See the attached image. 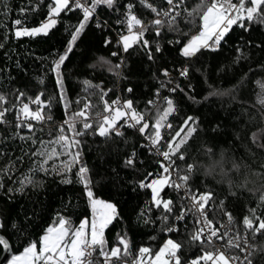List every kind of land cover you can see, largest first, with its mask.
<instances>
[{"label": "trees", "instance_id": "trees-1", "mask_svg": "<svg viewBox=\"0 0 264 264\" xmlns=\"http://www.w3.org/2000/svg\"><path fill=\"white\" fill-rule=\"evenodd\" d=\"M148 2L160 8L168 7L165 0ZM200 2L185 0L188 11ZM50 4L51 0H0V96L8 101L0 107L10 109L5 117L7 123L0 125V183L3 184L0 219L5 224L0 234L9 241L13 254L22 252L30 242L39 241L60 217L68 219L72 227L91 218L86 188L78 175L80 166L88 168L94 197L115 205L116 218L104 235L108 247L115 246L119 236L127 238L129 253L124 258L134 259L143 247L150 248L154 255L172 239L182 245V264H190L207 248L191 241L195 229L192 225L174 233L167 230L175 223L174 217L180 210L181 200L175 189L166 188L161 193L173 201V211L169 214L154 206L150 189L140 187L141 181L153 178L146 179L147 173L160 171V159L145 147L141 134L133 127L119 122L123 135L109 137H101L88 129L77 137L81 141L79 163L73 164L70 171H64L61 166V161L70 160L67 155L49 161L44 166L48 168L47 174L40 171L44 158L33 153L43 145L49 149L54 146L48 142L59 135L61 125L71 135L64 122L82 107L85 98L93 104L90 121L96 127L95 115L103 108L101 89L110 90L105 97L109 103L119 98L124 102L131 100L133 108L149 122L150 133L158 112L166 108L165 98L173 100L175 112L166 121L172 127L161 129L164 150L186 118H194L197 129L180 148L184 159L172 157L180 174H186L189 164L194 165L189 180L191 188L201 193L211 192L214 210H217L214 213L223 216L221 208L231 212L237 228L243 230L242 220L250 215L251 209H256V214L264 218L261 200L264 147L260 146L264 142V105L260 103L264 98V87H261L264 84V26L253 24L249 31L233 26L217 50L201 49L193 57H184L181 49L201 30L198 17L191 24L178 18V30L165 28L160 36L149 26L143 37L149 42L152 57L149 59V49L141 45L127 52L123 50L118 37L128 32L126 25L118 21L125 19L129 4L134 5L132 11L146 25L154 14L139 0H117L113 8L102 5L61 67L65 100L56 83L54 64L66 52L82 12L77 9L61 13L56 27L46 36L16 38L14 35L16 19L22 21L21 27H38L45 21ZM181 15L187 13L182 11ZM96 20L106 23L97 27ZM157 45L160 51L156 50ZM165 69L172 73V78L163 75ZM185 69L188 74L182 76L180 73ZM86 81L93 87H88ZM173 87H177L176 92L169 90ZM129 88L131 92L127 91ZM18 93H24L23 100L17 98ZM41 93L45 102L51 100L50 107L44 109L52 117L51 121L34 123L31 132L16 128L21 104ZM76 128L84 131L79 118ZM186 132L187 129L181 132V137ZM132 153L136 159L134 168L125 165ZM54 166L59 172L52 170ZM25 177L31 178L32 183L28 184ZM65 179L71 183H65ZM22 184L23 191H19ZM255 245L252 264H264V251H261L264 236H257Z\"/></svg>", "mask_w": 264, "mask_h": 264}, {"label": "snow or ice", "instance_id": "snow-or-ice-1", "mask_svg": "<svg viewBox=\"0 0 264 264\" xmlns=\"http://www.w3.org/2000/svg\"><path fill=\"white\" fill-rule=\"evenodd\" d=\"M139 2L150 10L154 17L146 25L132 11L134 5H127L125 19L118 22L126 25L128 34L120 38V43L125 52L137 45L149 49V59L152 58L149 42L143 39L145 33L149 30V26L154 30L156 36H160L161 31L165 28L169 31L178 30V18L184 19L191 24L198 17L201 22V30L182 47L181 54L184 57H193L201 49L210 48L213 51L217 50L221 41L225 39L233 26L242 28L245 31H249L253 24L264 26V0H201L200 4L192 8L191 11H188L185 0H165L168 6L166 9L156 7L148 0H139ZM116 3L117 0H51L46 19L38 27H21L22 21L20 19H16L13 22L17 26L14 32L16 38L46 36L51 29L56 27L61 13L77 9L82 12L81 21L71 33L67 51L54 64L56 83L60 86L62 99L66 100L63 92L61 67L65 60L68 59V54L71 53L73 46L85 27L95 18L97 8L102 5L113 8ZM24 11L25 9L22 8L21 12ZM182 11L186 12L187 15L182 16ZM105 23L96 20L97 27H101ZM107 43H111V41H106ZM156 50L160 51L159 45H157ZM240 51L241 49L238 48L237 52L239 53ZM113 55H116V53H113ZM116 67L118 68L119 65ZM180 74L186 76L188 74L187 69L181 71ZM163 75L168 76L167 69L163 71ZM85 83L88 87H93L89 82L86 81ZM177 87L169 90L176 92ZM261 87H264V84ZM108 91L110 90L101 89L99 92L103 108L95 115V128H93V123L90 121L93 104L85 98L82 107L64 122L71 135L66 134L64 126L61 125L58 128L59 135L54 141L48 142L54 146L49 149L48 145H43L40 151L33 153V155L44 158L40 171L47 174L48 168L44 166L49 161L58 160L61 155L70 157L67 162L61 161L63 170L70 171L73 164L79 163L80 151L78 149L81 141L77 137L83 136L88 129H93L94 134H98L101 137L121 136L123 133L118 130L117 125L121 120H124L128 127L136 128L142 135L146 133L150 124L145 121L143 114L138 113L133 108V102L126 100L121 105L119 100H116L109 103L105 99ZM127 91L131 92L132 89L129 88ZM42 95L41 93L34 99L29 98V103L21 104L17 115L16 128H27L31 132L35 128L33 122L44 123L51 121L52 117L44 112L46 107H50L51 100L45 102L41 98ZM17 98L23 100L24 93H18ZM7 102L6 97L0 96V105L7 104ZM149 103L151 104L152 101H149ZM260 103L264 105V98L260 99ZM30 104L38 107L33 110ZM165 104L166 108L158 112L155 122L151 124L153 132L147 137L151 147L157 148V154L162 158L158 161L160 171L156 174L147 173L146 179L147 176H152L153 178L147 182L141 181L140 187L150 189L154 206L162 208L169 214L173 211V201L165 199L161 193L166 188L175 189L182 203L179 214L174 219L183 221L189 215L197 217L195 222L197 227L192 232L190 239L201 246L207 245V248L199 257L193 259L190 264H252L251 257L256 249V238L257 236H264V218L256 214V209H251L250 215L245 216L242 220L243 230L236 227L231 212L223 210V208H221V211L227 217V225H221L220 228H217L216 224L208 218L210 211L209 201L212 200V193H201L198 190H193L189 185V180L194 165L189 164L186 174L181 175L177 168L174 167L175 162L172 159L173 156H177V159L180 160L184 159V155L180 153V148L187 142V137L196 132V121L192 117L186 118L181 130L167 141V150L160 152L158 146L163 140L161 129L163 127H172L166 121L175 112L173 100L165 98ZM67 107L68 104L65 103V108ZM9 110V108L0 107V125L7 123L5 117ZM77 118H79L84 131L77 130ZM185 129H187V132L185 136L181 137V132ZM177 137H180L178 141ZM20 138L24 139L25 137ZM255 139L259 141L258 137ZM56 146H59L62 151H58ZM260 146L264 147V142H261ZM178 153L180 154L177 155ZM125 165L135 167V153H132L125 160ZM52 170L59 172V169L55 166ZM173 172L176 173L175 180L172 177ZM87 173L88 168L86 166L79 167V179L87 189L86 195L93 211L91 222L84 220L78 227H72L68 219L60 217L56 223L45 230L39 241L30 242L22 253L13 256L10 264H94L92 256L97 252L102 258L103 264H114V261H121L123 256L128 255L129 241L125 236H119L117 244L113 247H108L104 233L108 225L116 218V208L111 203L94 198V193L89 187L91 181ZM25 181L28 184L32 183L29 177H25ZM64 182L71 183V180L65 179ZM0 188H3L2 183H0ZM7 191L11 192L12 189ZM19 191H23V184ZM180 193L182 195H179ZM261 200L264 201V196L261 197ZM167 218V216L164 217L165 220ZM4 227V221L0 219V229ZM167 230L175 232L179 229L169 226ZM249 234H251V242ZM0 246L4 249L10 248L9 241L2 235H0ZM181 247V243L168 239L154 255L150 248H140L134 264H145V261L148 264H182ZM261 251H264V247L261 248Z\"/></svg>", "mask_w": 264, "mask_h": 264}, {"label": "built area", "instance_id": "built-area-1", "mask_svg": "<svg viewBox=\"0 0 264 264\" xmlns=\"http://www.w3.org/2000/svg\"><path fill=\"white\" fill-rule=\"evenodd\" d=\"M120 38H121V37H118L119 42H120ZM166 77H167V78H172L173 75H172L171 72L168 71V76H166ZM118 100H119L120 104L123 105L124 101H123L121 98H119ZM26 103H29V101L26 102ZM30 106H31V107H38L37 105H34V104H30ZM20 107H21V106H20ZM18 113H19V112H18ZM138 113H141V112H138ZM141 114H142V113H141ZM17 115H18V114H17ZM33 123H36V122H33ZM120 123L127 125V124L125 123L124 120H121ZM117 127H118V130H119L120 127H121V124H118ZM135 129H136V128H135ZM136 130H137V129H136ZM152 132H153V131H152ZM152 132H151V133H152ZM151 133L148 132V131H146L145 134H143V135L141 134V136H142V138H143V141H144V145H145V146H146L151 152H153L156 156H158L159 159L161 160L162 158L157 154V148L151 147V145H150V141H149L148 138H147ZM161 134H162V136H163L162 131H161ZM163 145H164V137H163V140L161 141V144L158 146L160 152L166 151V150H164ZM174 167H176L175 164H174ZM176 168H177V167H176ZM177 170H178V169H177ZM172 177H173L174 180L176 179V173H175V172H173ZM180 195H182V193H180ZM181 203H182V201L180 202V206H181ZM209 205H210V211H209V216H208V218H209L210 220H212L214 224H216V227H217V228H220L221 225H227V224H228V220H227V217H226V216H224V215H223V216H218V215H216V214L214 213V211H215V210H214V202H212V200L209 201ZM178 214H179V212L177 213V215H178ZM177 215H176V216H177ZM176 216H175V217H176ZM196 220H197V217H196L195 215H189V216H187L183 221H180V220H176V219H175V223L173 224L172 227H173V228H177V229L180 230V228H182V227H188V226H190V225H193V226L196 228V227H197V225H196V223H195ZM234 223H235V222H234ZM179 230H178V231H179ZM175 232H177V231H175ZM249 240H250V242H251V234H249ZM138 254H139V252H138ZM138 254H137V256H136L134 259H127V258L122 257V260H121V261H114V264H134L136 258L138 257ZM233 254H235V253H233ZM92 259H93L94 264H103L102 258L100 257V255H99L98 252L93 254ZM145 264H148V262L145 261Z\"/></svg>", "mask_w": 264, "mask_h": 264}, {"label": "water", "instance_id": "water-1", "mask_svg": "<svg viewBox=\"0 0 264 264\" xmlns=\"http://www.w3.org/2000/svg\"><path fill=\"white\" fill-rule=\"evenodd\" d=\"M1 248H2V255L0 257V264H6L7 261L9 260V258L12 256L13 250H12L11 245H10L9 249H4L2 246H1Z\"/></svg>", "mask_w": 264, "mask_h": 264}, {"label": "rangeland", "instance_id": "rangeland-1", "mask_svg": "<svg viewBox=\"0 0 264 264\" xmlns=\"http://www.w3.org/2000/svg\"><path fill=\"white\" fill-rule=\"evenodd\" d=\"M51 30H52V29H51ZM49 32H50V31H49ZM66 51H67V50H66ZM32 108H33V110H35L37 107H32ZM89 187H90V185H89ZM86 191H87V189H86ZM94 198H95V197H94ZM87 199H88V197H87ZM96 199H99V198H96ZM99 200H101V199H99ZM88 201H89V199H88ZM104 202H106V201H104ZM106 203H109V202H106ZM89 204H90V206H91L90 201H89ZM111 204H112V203H111ZM91 210H92V207H91ZM92 219H93V211H92L91 218L88 220L89 223L91 222ZM86 220H87V219H86ZM20 253H22V252H20ZM20 253L12 254V256L9 258V260L7 261L6 264H10L12 257L15 256V255H19Z\"/></svg>", "mask_w": 264, "mask_h": 264}, {"label": "bare ground", "instance_id": "bare-ground-1", "mask_svg": "<svg viewBox=\"0 0 264 264\" xmlns=\"http://www.w3.org/2000/svg\"><path fill=\"white\" fill-rule=\"evenodd\" d=\"M119 46V45H118ZM146 147V146H145ZM217 210L215 209V212H216ZM217 214V213H216ZM218 214H219V212H218ZM193 226V225H192ZM193 228V227H192ZM183 229V228H182ZM192 230V229H191ZM193 230H195V229H193ZM174 233V232H173Z\"/></svg>", "mask_w": 264, "mask_h": 264}]
</instances>
